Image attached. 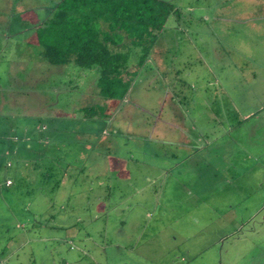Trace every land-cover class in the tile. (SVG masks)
<instances>
[{"label": "rangeland", "instance_id": "374dc122", "mask_svg": "<svg viewBox=\"0 0 264 264\" xmlns=\"http://www.w3.org/2000/svg\"><path fill=\"white\" fill-rule=\"evenodd\" d=\"M170 1L110 108L0 0V264H264V0Z\"/></svg>", "mask_w": 264, "mask_h": 264}, {"label": "trees", "instance_id": "16d2710c", "mask_svg": "<svg viewBox=\"0 0 264 264\" xmlns=\"http://www.w3.org/2000/svg\"><path fill=\"white\" fill-rule=\"evenodd\" d=\"M176 13L170 0H58L33 23L35 41L50 64L95 68L101 103L113 108Z\"/></svg>", "mask_w": 264, "mask_h": 264}, {"label": "crops", "instance_id": "0c3cea01", "mask_svg": "<svg viewBox=\"0 0 264 264\" xmlns=\"http://www.w3.org/2000/svg\"><path fill=\"white\" fill-rule=\"evenodd\" d=\"M247 71L245 70V73H246ZM245 73H243L244 75H245Z\"/></svg>", "mask_w": 264, "mask_h": 264}, {"label": "built area", "instance_id": "2783aa9c", "mask_svg": "<svg viewBox=\"0 0 264 264\" xmlns=\"http://www.w3.org/2000/svg\"><path fill=\"white\" fill-rule=\"evenodd\" d=\"M7 183H9V180H7Z\"/></svg>", "mask_w": 264, "mask_h": 264}]
</instances>
